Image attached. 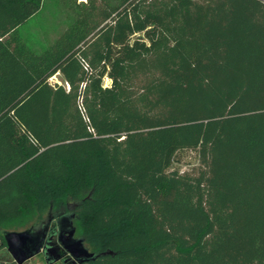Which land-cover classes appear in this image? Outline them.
<instances>
[{
  "label": "trees",
  "instance_id": "obj_1",
  "mask_svg": "<svg viewBox=\"0 0 264 264\" xmlns=\"http://www.w3.org/2000/svg\"><path fill=\"white\" fill-rule=\"evenodd\" d=\"M64 1L36 48L0 0V245L51 210L82 264H264V0Z\"/></svg>",
  "mask_w": 264,
  "mask_h": 264
},
{
  "label": "water",
  "instance_id": "obj_2",
  "mask_svg": "<svg viewBox=\"0 0 264 264\" xmlns=\"http://www.w3.org/2000/svg\"><path fill=\"white\" fill-rule=\"evenodd\" d=\"M73 213H53L46 215L22 230H4L2 232L6 248L13 261L22 264L29 258L43 252L47 263L57 260L59 249L68 255L72 264L94 261L97 257L112 254L111 251L96 253L85 246L81 237L75 236ZM56 225V245L47 243V235L51 223Z\"/></svg>",
  "mask_w": 264,
  "mask_h": 264
},
{
  "label": "rangeland",
  "instance_id": "obj_3",
  "mask_svg": "<svg viewBox=\"0 0 264 264\" xmlns=\"http://www.w3.org/2000/svg\"><path fill=\"white\" fill-rule=\"evenodd\" d=\"M70 12L64 0H43L37 13L31 16L23 25L19 27L21 37L32 47H42L48 45L64 29L69 19ZM50 83L61 84L62 79L59 74L49 78ZM198 162L197 155L193 152L184 153L180 162L174 166L180 171L187 170ZM55 242V238L53 239ZM89 250L91 248L87 245ZM68 257L63 254L57 260L47 263L45 256L39 253L22 264H67L64 260ZM64 260V261H63ZM0 264H17L6 250H0Z\"/></svg>",
  "mask_w": 264,
  "mask_h": 264
},
{
  "label": "flooded vegetation",
  "instance_id": "obj_4",
  "mask_svg": "<svg viewBox=\"0 0 264 264\" xmlns=\"http://www.w3.org/2000/svg\"><path fill=\"white\" fill-rule=\"evenodd\" d=\"M50 231H53V234H50ZM55 232H56V225H55V221H53L52 223H51V225H50V227H49V231H48V235H47V243L48 244H53V243H55V245H56V235H55ZM55 238V242H53V239ZM6 250L7 251V248H6V244H5V246H1L0 245V250ZM8 252V251H7ZM59 256H61L62 255V253L63 254H66V253H64V251L62 250V249H59ZM40 253H42L43 254V252H40ZM39 254V253H38ZM44 255V254H43ZM67 255V254H66ZM68 256V255H67ZM66 262H67V264H72L71 263V260H70V258L69 257H66L65 259H64ZM63 260V261H64Z\"/></svg>",
  "mask_w": 264,
  "mask_h": 264
},
{
  "label": "built area",
  "instance_id": "obj_5",
  "mask_svg": "<svg viewBox=\"0 0 264 264\" xmlns=\"http://www.w3.org/2000/svg\"><path fill=\"white\" fill-rule=\"evenodd\" d=\"M66 86H67V84H66ZM68 87V86H67Z\"/></svg>",
  "mask_w": 264,
  "mask_h": 264
}]
</instances>
